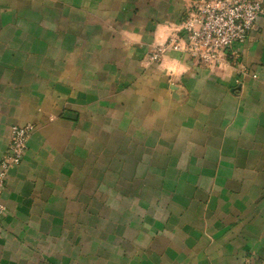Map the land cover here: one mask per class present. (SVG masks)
I'll use <instances>...</instances> for the list:
<instances>
[{"label":"crops","instance_id":"obj_1","mask_svg":"<svg viewBox=\"0 0 264 264\" xmlns=\"http://www.w3.org/2000/svg\"><path fill=\"white\" fill-rule=\"evenodd\" d=\"M196 1L0 0V264H264V15L152 62Z\"/></svg>","mask_w":264,"mask_h":264},{"label":"built area","instance_id":"obj_2","mask_svg":"<svg viewBox=\"0 0 264 264\" xmlns=\"http://www.w3.org/2000/svg\"><path fill=\"white\" fill-rule=\"evenodd\" d=\"M263 15L264 0H198L182 20L181 34L159 44L150 60L158 63L163 53L172 48L207 68H219L247 40ZM31 133L29 126L12 129L10 145L1 162L0 187L8 169L24 160ZM4 211L0 203V218Z\"/></svg>","mask_w":264,"mask_h":264}]
</instances>
